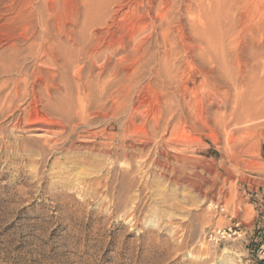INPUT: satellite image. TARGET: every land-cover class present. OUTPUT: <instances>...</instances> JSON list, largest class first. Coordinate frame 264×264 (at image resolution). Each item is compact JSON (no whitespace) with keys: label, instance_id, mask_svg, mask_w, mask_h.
Wrapping results in <instances>:
<instances>
[{"label":"rangeland","instance_id":"374dc122","mask_svg":"<svg viewBox=\"0 0 264 264\" xmlns=\"http://www.w3.org/2000/svg\"><path fill=\"white\" fill-rule=\"evenodd\" d=\"M229 2L0 0V52L18 44L30 71L41 65L45 76L72 57V112L78 106L76 73L96 96L89 108L92 123L76 119L57 145L52 141L60 129L48 122L15 129L10 112L0 116V264H264V54L259 95L246 94L234 126L179 125L164 139L162 156V144L144 134L145 118L159 110L158 92H132L139 112L126 133L111 119L107 100L102 107L97 97L107 57L111 65L121 61V74L128 58L149 61L147 74L157 61L176 57L178 85L201 94L212 72L199 71L194 48L180 43L181 33L166 28L159 13L181 5L175 13L186 36L194 38L190 22L204 13L216 16ZM250 10L264 18V0H252ZM32 43L37 57L27 49ZM105 132L115 134L119 146L135 145L134 156L93 151L95 144L111 142ZM237 223L241 232L234 234ZM215 228H232L231 236L211 242L208 233Z\"/></svg>","mask_w":264,"mask_h":264},{"label":"bare ground","instance_id":"6f19581e","mask_svg":"<svg viewBox=\"0 0 264 264\" xmlns=\"http://www.w3.org/2000/svg\"><path fill=\"white\" fill-rule=\"evenodd\" d=\"M251 1L230 0L216 13V16L210 18L204 13L198 21L193 20L190 25L194 38L186 36L185 27L175 13L181 11V5L178 7L172 5L159 13L162 23H166V28L174 26L177 32L181 33L183 38L180 43L185 44L184 42L189 41L188 46L194 48L201 60L199 71L204 72V69L209 68L212 72L213 76L201 91L202 93L200 92L201 94H189L185 91L186 85L184 89L178 85L180 69L175 65L176 57L172 61L169 57L163 61H157V67L147 74H144L146 70L144 68L150 62H145L144 58L140 57L134 61L128 58L127 70L121 74L119 70L121 61L111 65L109 62L111 57H107L99 73L100 79L96 86L99 93L98 103L102 102L101 106L104 107L105 103L102 100H107L106 104H110L111 119L114 123L118 121L126 133L133 125H136L139 112L131 100L132 92L138 88L149 94L158 92L160 94L157 98L159 110L154 117L145 118L144 124H147L149 130L144 134L149 141L158 140L157 142L162 144L160 156L166 152L163 145L164 139L172 136L179 125L195 128L201 122L212 127L215 125L212 123L214 121L224 130L232 128L237 120L240 103L246 98V94L250 93V97L254 99L258 97L261 90L259 89L258 72L263 67L259 63L261 60L259 58L264 54L262 48L264 46V18L259 19L252 14ZM191 6V4L187 5V12L191 11ZM48 48L54 49L53 46ZM27 49L29 54L37 57L34 43L30 44ZM23 51L18 44H13L7 51L0 52V116L10 112V116L15 120V129L27 130L36 124L48 122L60 129L55 132L60 138L52 141L54 145H57L60 139L63 140L65 135H69V127L76 119L78 124L92 123L89 118V108L90 103L96 99L95 93L89 85L90 82H83L81 73H76L78 106L74 107L75 112L73 113V106L70 103L71 84L67 80L71 69L69 60L72 57H66L57 70H48L45 76L41 65L30 71L24 61ZM173 52L175 53L174 47L171 48V53ZM48 62L53 65V62ZM60 75L62 80L58 82ZM144 75L148 78L145 83H141ZM252 87L256 89L250 92ZM61 90H65L64 95ZM62 99L64 101H61ZM54 100L60 102L55 103ZM122 116H126L123 121ZM98 133L93 132V137H100ZM105 133L104 138L111 142H99L92 147L93 151L110 158L113 157L114 152L116 155H122L125 160H130L134 156L135 145L125 143V141L122 146H119L116 143L115 134ZM149 141L142 143L145 145ZM163 169L166 171L167 167L164 165Z\"/></svg>","mask_w":264,"mask_h":264},{"label":"built area","instance_id":"2783aa9c","mask_svg":"<svg viewBox=\"0 0 264 264\" xmlns=\"http://www.w3.org/2000/svg\"><path fill=\"white\" fill-rule=\"evenodd\" d=\"M232 228H218L213 229L208 233V239L211 242H220L227 238V236H231ZM241 232L240 224H235V231L234 234Z\"/></svg>","mask_w":264,"mask_h":264}]
</instances>
